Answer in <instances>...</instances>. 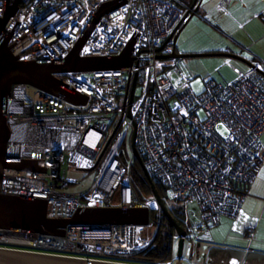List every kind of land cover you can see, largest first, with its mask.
<instances>
[{"label":"built area","instance_id":"1","mask_svg":"<svg viewBox=\"0 0 264 264\" xmlns=\"http://www.w3.org/2000/svg\"><path fill=\"white\" fill-rule=\"evenodd\" d=\"M15 2L0 0V45L18 61L66 58L102 12L78 55L118 57L131 44L132 63L58 75L67 90L86 97L84 104L44 93L34 102L28 87L13 85L4 114L10 129L5 157L42 161L45 172L5 168L1 192L45 201L51 219L88 207H146L150 213L146 226H72L62 237L38 238L51 244L37 243L35 235L18 237L22 243L1 238V247L136 264L130 258L149 246L157 225L151 213L160 210L153 194L142 199L135 190L137 159L170 201L186 210L183 244L187 236L237 217L264 161L263 61H251L227 84L209 81L197 93L171 57L175 34L195 11L193 0H18L4 21ZM66 165L94 174L87 192H63L76 184L67 178ZM152 230L151 238L143 235Z\"/></svg>","mask_w":264,"mask_h":264},{"label":"water","instance_id":"2","mask_svg":"<svg viewBox=\"0 0 264 264\" xmlns=\"http://www.w3.org/2000/svg\"><path fill=\"white\" fill-rule=\"evenodd\" d=\"M203 0H193L195 13L201 9ZM18 0L14 6L6 12V21L16 10ZM102 12L97 14L88 24L81 40L71 53L62 60L51 62H22L13 57L5 44L0 45V231L17 237H30L40 234L43 236H62L67 227L105 225V224H136L146 226L149 220L150 210L144 208H120V207H88L81 208L71 218L51 219L47 217V205L43 200L5 195L1 192V175L5 168L19 171L38 170L45 172L42 161L7 159L5 157L6 143L10 135V129L4 117L7 98L13 85L22 84L32 87L50 96H60L71 105L84 104L86 97L77 92L65 88L58 75L69 73H89L106 69H119L128 67L132 63L130 57L131 44L118 57H80L79 50L84 43L90 29L96 23ZM182 29L174 36V44ZM227 56L236 60L243 59L226 54H172V58L185 59L194 56ZM249 67H250V63ZM145 177L151 183L153 194L159 209L172 224L178 238L176 249V263L181 264L183 253V240L185 236L183 228L178 225L165 208L154 185L147 177L143 165L139 159ZM0 264H123L98 260H88L75 257L58 256L44 252L25 251L23 249L6 248L0 246Z\"/></svg>","mask_w":264,"mask_h":264},{"label":"rangeland","instance_id":"3","mask_svg":"<svg viewBox=\"0 0 264 264\" xmlns=\"http://www.w3.org/2000/svg\"><path fill=\"white\" fill-rule=\"evenodd\" d=\"M213 31L214 27L212 25L200 19L199 12L193 14L189 23L182 28L178 35L176 41L177 52L192 55L204 54L201 47L206 46V42H212L217 37ZM176 61L191 79L190 86L197 93L202 92L209 81H214L217 84H227L236 77V72L231 66L233 62L228 58L205 55L177 59ZM242 68L246 69V66L242 65ZM27 93L34 102H38L39 96L42 95V92L32 87L27 88ZM64 169L66 170L67 178L75 180L76 184L68 185L63 189V192L81 193L87 192L91 188L94 174L75 171L69 165H66ZM262 204V206L251 208V205L249 206L246 202L242 206L241 213L239 212L240 214L236 218H223L218 225L207 228L202 236L203 241L199 248L198 259L196 253H192L188 247V242L185 241L182 264H205L203 257L207 254L209 246L225 247L227 245L264 250L263 243L250 242L253 238L244 236L249 223L254 222V224H259L257 227L258 235L256 236L259 237V234H261L263 239L261 242L264 241V212L262 210L264 202ZM154 231H145L143 235L151 238ZM177 242L178 238L175 234L172 239L174 257L176 256ZM132 262L135 263L134 261Z\"/></svg>","mask_w":264,"mask_h":264},{"label":"crops","instance_id":"4","mask_svg":"<svg viewBox=\"0 0 264 264\" xmlns=\"http://www.w3.org/2000/svg\"><path fill=\"white\" fill-rule=\"evenodd\" d=\"M198 12L200 19L212 25L213 32L217 35L212 42L208 41L206 46L201 47L202 53L233 55L243 59L244 61H240L227 56L210 55L231 60L233 62L231 66L236 70L235 72H246L249 68L248 63L251 64V61L264 62V0H203ZM242 65L246 66V69H243ZM260 142L264 152V133L260 136ZM246 202L249 206L251 205V208L263 205L264 161L256 172L247 196L240 206V213ZM262 210L264 212V206ZM258 226L257 223H249L244 236L254 239L250 242L264 244V241L261 242L262 235L256 236ZM249 229L253 230L250 237L247 236ZM209 248L214 253V258H218L217 261L221 264H264L262 249L227 245L225 247L209 246Z\"/></svg>","mask_w":264,"mask_h":264},{"label":"trees","instance_id":"5","mask_svg":"<svg viewBox=\"0 0 264 264\" xmlns=\"http://www.w3.org/2000/svg\"><path fill=\"white\" fill-rule=\"evenodd\" d=\"M261 78L264 80V69L261 73ZM132 179L140 198L147 199L153 194L151 183L145 177L138 162L134 164ZM151 182L174 221L181 227H185L186 210L177 205V203L170 201L166 195V189L159 182L155 180H151ZM151 215L155 223H157L156 233L147 248L130 258L136 264H163L172 258V239L176 234L175 230L161 210H155Z\"/></svg>","mask_w":264,"mask_h":264},{"label":"flooded vegetation","instance_id":"6","mask_svg":"<svg viewBox=\"0 0 264 264\" xmlns=\"http://www.w3.org/2000/svg\"><path fill=\"white\" fill-rule=\"evenodd\" d=\"M186 225H187V218L185 220V227H182L184 232H187V228H186ZM205 234V233H204ZM203 232L200 233L199 235L198 234H192V238H190L191 236H187V239H188V242L190 243V250L192 251V253H196V257L197 259L199 258V248L201 246V242L203 241L202 239V236L204 235ZM177 237V236H176ZM183 250H184V244H183ZM214 255V253L212 252V250L209 248L208 249V254L205 255V257H203V261L205 264H221L219 263L217 260H215L214 257H212ZM182 256H183V253H182ZM176 256L174 257L173 256V249H172V258L168 261V263H171V264H175L176 263ZM191 261H192V258H191ZM180 262L182 264L183 262V259L181 258L180 259Z\"/></svg>","mask_w":264,"mask_h":264},{"label":"bare ground","instance_id":"7","mask_svg":"<svg viewBox=\"0 0 264 264\" xmlns=\"http://www.w3.org/2000/svg\"><path fill=\"white\" fill-rule=\"evenodd\" d=\"M33 149H38V148L33 146ZM74 214H75V213H74ZM74 214H73V215H74ZM73 215H72V216H73ZM70 218H71V217H70ZM62 236H64V234H63ZM62 236H60V237H62ZM39 237H44V236H43V235H40V234H36V242H37V243L42 242L43 244H46V243L51 244L50 241L47 242L48 238H41V239H38ZM1 238H2V239H6V240H12L13 243H22V241H25V239L23 240V239L18 238V237H16V238H11V236H8V234H7V233H4V231H0V239H1ZM212 257H214V255H213ZM217 259H218V258H215V260H217Z\"/></svg>","mask_w":264,"mask_h":264},{"label":"clouds","instance_id":"8","mask_svg":"<svg viewBox=\"0 0 264 264\" xmlns=\"http://www.w3.org/2000/svg\"><path fill=\"white\" fill-rule=\"evenodd\" d=\"M194 13H195V11H194ZM182 28H183V27H182ZM182 28H181V29H182ZM174 45H175V44H174ZM175 49H176V45H175ZM176 53H178L177 50H176Z\"/></svg>","mask_w":264,"mask_h":264}]
</instances>
